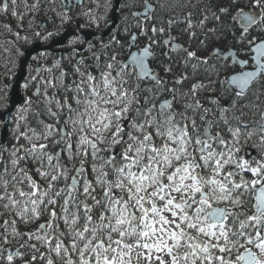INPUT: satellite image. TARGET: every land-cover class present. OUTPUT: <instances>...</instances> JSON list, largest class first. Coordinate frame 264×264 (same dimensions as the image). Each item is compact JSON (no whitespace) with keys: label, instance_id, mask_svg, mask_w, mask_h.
I'll list each match as a JSON object with an SVG mask.
<instances>
[{"label":"snow or ice","instance_id":"snow-or-ice-1","mask_svg":"<svg viewBox=\"0 0 264 264\" xmlns=\"http://www.w3.org/2000/svg\"><path fill=\"white\" fill-rule=\"evenodd\" d=\"M24 6L38 10L39 0ZM109 6L110 0L98 5ZM156 6L144 0L150 25L137 20L138 32L124 29L127 46L147 41L129 53L131 63L121 58L126 44L112 36L100 54L92 53L91 65L76 62L78 79L65 83L68 73L61 71L60 97L54 80L44 82L38 103L47 120L31 98L17 110L15 143L0 147V242L20 243L15 251L0 247V264H264V154L241 155L253 137L264 146V91L255 87L264 84V35L256 43L250 31L260 23L264 33V0H175L159 4L161 14L154 15ZM16 7L11 0L10 15L20 20ZM9 9L2 0L0 12ZM174 29L188 37L187 46L176 42ZM165 33L164 45L184 54L182 70L163 64L159 75L147 61ZM218 34L254 54V70H244L249 58L240 59L241 71L226 77L235 85L227 104L199 95L214 83L210 78L208 85L180 87L189 67L195 74L204 65L217 77L226 70L190 50ZM244 109L259 119L245 123ZM30 112L38 128L30 126Z\"/></svg>","mask_w":264,"mask_h":264},{"label":"flooded vegetation","instance_id":"flooded-vegetation-1","mask_svg":"<svg viewBox=\"0 0 264 264\" xmlns=\"http://www.w3.org/2000/svg\"><path fill=\"white\" fill-rule=\"evenodd\" d=\"M66 3L70 0H64ZM78 0H71V9L68 13L64 11V5L63 0H40L39 6H41V13L37 15V18L40 16L41 21H39V26L42 28V32H39V35H36V37H39L37 40L38 43L34 45H28L27 41L29 39V35H21L19 34V38L15 35H11L9 39V52L11 55V66L10 69L14 72L13 77L10 80H3V88L6 94H8L7 102L5 103V107L3 108V112H0V117L8 110V103L11 98V92H10V84L15 81L19 73H22L23 75V84L21 86V96L23 98V102L20 106L16 107L12 114V123L8 130L6 142L5 144H2L1 142V132L4 129V123H0V147L10 149V134L12 131V127L14 124L13 117L15 116L18 109L25 106L27 100L31 98L33 101L32 106L38 105V101H40V97H37L35 95V92L37 88L40 89L41 95L43 92V89L46 87L45 81L46 80H56L59 81L60 84V76L61 71L67 72L69 75L65 78V80L68 82L69 80H72L73 75V68L76 64V62L80 59H83L85 61V64L91 65L93 63V59H91L87 52L89 51L90 47L89 45H92L93 48L96 50H101L102 45L107 44V40L111 39L112 36H114L116 30L121 25V17L125 14L124 10H127L126 6H138L137 9L140 7V5H144V0H123L120 7L118 9L115 8V0H110V4L113 1V4H111L107 10H111V15L108 18L109 14H105L106 19L104 16L100 17L99 20L95 22V25H100L104 22L105 29L102 33H96L89 30H79L81 27V18L77 15H75V10L79 8H84L85 5H88L89 8L94 11L95 9H98V3H93L95 0H81L80 3L76 2ZM98 1V0H97ZM155 0H153L154 3ZM2 2V0H0ZM9 4L11 5V0H8ZM36 1L33 0L31 2H26L28 5H31L35 3ZM25 5V4H24ZM92 6V7H91ZM25 7V6H24ZM131 7V8H132ZM55 8V10L53 9ZM144 6L142 7V9ZM124 9V10H123ZM142 9L135 10L134 12L141 11ZM156 9V8H155ZM53 10V12H52ZM131 11V10H130ZM60 13H66L71 19H69L68 23L69 25L62 28L60 32H58L56 29L59 27L62 23ZM116 13L118 16V24L117 27L109 34L105 35L106 32L109 30V24L112 20V16ZM128 14V12L126 13ZM36 15V14H35ZM130 15V13H129ZM128 16V15H126ZM129 17V16H128ZM33 18V17H31ZM6 19V14L4 15L3 12H0V23L2 20ZM105 19V21H104ZM34 20V19H31ZM109 20V21H108ZM22 33L26 34V30L21 28ZM47 33V34H46ZM49 33H52L53 35L49 36ZM136 33V32H134ZM29 34V31H28ZM37 34V33H36ZM65 34H71V37L67 41V45L64 48H54L50 51H40L36 55L30 57L28 60L27 53L31 51V49L37 45L40 44L44 48L50 46L55 40L63 37ZM84 34H90L89 40L86 39ZM46 35V37H45ZM24 37H27V39H24ZM41 38V40H40ZM81 39L80 42L76 41V39ZM75 40V41H74ZM85 43L83 47H80L79 45L82 43ZM73 43V44H72ZM146 43H143V41L139 38V44L137 46H132V51L138 50V48H143ZM70 45L72 48H70ZM91 47V48H92ZM100 51V52H101ZM128 57L126 60H128ZM249 58V57H248ZM23 62H25L23 64ZM151 66V65H150ZM152 68V67H151ZM251 64H250V67ZM153 69V68H152ZM154 70V69H153ZM155 71V70H154ZM156 72V71H155ZM95 74V73H94ZM12 76V75H11ZM70 76V77H69ZM74 76V75H73ZM75 77V76H74ZM9 79V78H8ZM75 79H78V77H75ZM53 90L52 88H49L47 91ZM47 92V93H48ZM59 88L56 89L55 94L59 96ZM59 93V94H58ZM54 94L51 93V96ZM43 105L42 103H40ZM4 106V105H3ZM55 110V109H54ZM51 122V121H48ZM33 124L35 125V122L33 120ZM252 151L250 152V154ZM254 153V152H253ZM5 155H7L5 153ZM11 239V238H10ZM18 241H11L10 244L4 245L2 242H0V247L7 248L11 251H15L19 247ZM21 251H24L27 253V248L21 249ZM15 264H20L19 260L17 259L15 261Z\"/></svg>","mask_w":264,"mask_h":264},{"label":"trees","instance_id":"trees-1","mask_svg":"<svg viewBox=\"0 0 264 264\" xmlns=\"http://www.w3.org/2000/svg\"><path fill=\"white\" fill-rule=\"evenodd\" d=\"M193 2H196L193 1ZM204 2H208V0H204ZM247 0H241V3H246ZM25 8V7H24ZM39 11H37L35 14L39 15L41 13V6H39L38 8ZM128 15V14H126ZM125 14L121 17V25L119 26V28L116 30L114 36L117 37V39L121 42L126 44V47L123 49V53H122V59H125L128 57L129 53L132 51V46L129 47L127 46V42H128V34L124 31L125 27L128 28L129 32H138L137 29H135L133 26L137 23V20H139V23L141 24H145V25H150L151 21H142L140 19L134 18L131 15L126 16ZM3 22L0 23V31L1 28L3 29V27H5V25L8 26V23L10 22L8 20V18H6L5 20H2ZM132 26V27H131ZM182 27V26H181ZM23 30H21L20 27H18V30L16 31V33L18 32L21 35H29V39L27 41L28 45H34L36 43H38V41H36V39H38L36 37V34H33L32 32L29 31V34H24L22 33ZM251 35L254 37H257L256 43L259 41V37L261 35H264V33L261 32V25L260 23H258V25L251 29ZM152 33H148L149 36H151ZM12 35V34H10ZM172 35L177 36L178 40L176 42L178 43H182L185 46H187V36H181L179 33V30H173ZM237 35H239V33L237 32ZM40 37V36H39ZM143 43L146 42V40L143 37H139ZM167 38V33H165L164 35H160L157 36L156 39L160 42L159 46L157 47L156 45L153 46V51L156 53L155 58H151L150 60V65L151 67L159 74V75H165L163 73L162 67L161 65L163 64H172L173 65V69L174 72H180L181 69V61L178 58H182L183 57V52H173L171 51V46L170 45H164L163 41ZM200 39H203V37L201 36ZM109 40H107V44H109ZM206 47L203 49H198V45H199V40H196L193 43V49L190 50H197V54L198 56L201 57H206L208 59V64L209 65H220V66H224L227 65L226 70L221 73L218 77L216 75H211L210 73H205L204 71V65H200L198 71L193 74L191 67H189L187 69L188 73H189V80L185 81V83L180 86L182 88V90L187 89L189 87H191V85L193 83H197V82H203L204 84L208 85L209 83V78L214 81L213 84L210 85L209 90L208 91H203L201 90L199 95L202 97H215V96H219L222 99V103L223 104H227L229 101V94L232 93V90L228 87L227 82H226V77L237 72L238 69L235 66H232L230 64V62H225L222 61L220 59L217 58H210L209 54L214 50V49H222V50H229V49H234L237 50V48L242 49L239 52V56L243 59L248 58L251 53H249V49L247 47H244L243 45L237 43L232 35L230 34H225V35H220L218 34L216 37H210L206 42ZM253 46V45H252ZM249 46V47H252ZM112 49H119V45H110L109 47V51H111ZM101 50H96L95 48H90L89 51L87 52V55L93 59L92 53L96 52L97 54H100ZM167 53L168 56L172 57V60L167 59V57H165L162 53ZM13 58H11V55L9 53V55H5L2 53L1 48H0V80H2L3 82V78L8 77V76H13L14 72L10 69L11 64V60ZM103 60V57H102ZM166 79H172L173 77L171 76H166ZM260 86V88L264 91V84H257L255 87ZM60 93V94H59ZM59 96L60 97L62 95L61 92H59ZM42 100V99H41ZM261 100H264V96H261ZM40 106L36 108V110H40L41 112V119H45L47 120V117L43 114V108L44 105H41L39 103ZM206 106H209V104L206 103ZM5 107V105L3 106V108ZM246 115L243 117L245 123H249L252 121H256L259 119L258 114L257 115H253L252 111H249L248 109H244ZM34 122H36V116L34 115L33 117ZM35 125L33 124V127ZM260 146L259 143V138L258 137H253L250 141H248L247 144L242 146V151H241V155L245 152V151H249L251 149H256ZM247 153V152H246Z\"/></svg>","mask_w":264,"mask_h":264},{"label":"rangeland","instance_id":"rangeland-1","mask_svg":"<svg viewBox=\"0 0 264 264\" xmlns=\"http://www.w3.org/2000/svg\"><path fill=\"white\" fill-rule=\"evenodd\" d=\"M33 0H17V7L15 8V11H17V13L19 14V16L21 17L20 20H17L16 17H13L10 15V12L13 10L11 8V5H10V9H9V13L6 14V18H8V20L10 21L8 23V27H3V29L1 28V31H0V48H1V51L3 54L5 55H9V39H10V34H13L15 35L16 34V31L18 30V27L22 28V29H25L26 30V34H28V31L32 32L33 34H36V33H39V32H42V28L39 26V21H41L40 19V16L37 18V15H35V13L39 10H35V11H29L28 9L24 8V4L26 2H31ZM36 1V0H35ZM195 1V0H193ZM39 3H40V0H39ZM93 3H98L100 5H103L105 3V0H95L93 1ZM171 3H175V0H158V4H157V0L154 1V4H156V9H155V14H161V9L160 7L158 6L159 4H163V5H168V4H171ZM111 4H113V1L111 2ZM110 4V5H111ZM89 3L88 5H85L84 8H77L74 12H75V15L79 16L81 18V27L79 30H89L91 29L92 31L96 32V33H102L105 29V24L104 22L100 25H95V22L97 21L95 18L96 17H102L104 16V18L106 19V13L109 14L108 18L110 17L111 15V10H105V8L103 7H100L98 9H95L94 11H92V15L91 17L88 16V15H84V13H87L90 8H89ZM144 5H140V7L137 9L138 6H126V8H128L127 10H124V13L126 15V13L128 12V16H129V13L131 12H134L135 10H139V9H142ZM92 7V6H91ZM132 7V8H131ZM55 10V8H53ZM131 10V11H130ZM53 12V10H52ZM5 15V13H4ZM33 17V18H31ZM31 19H34V20H31ZM104 19V21H105ZM69 20H67L66 22H62L60 25H58L59 27L56 29L58 32H60L62 30L63 27L69 25L68 23ZM109 21V20H108ZM3 22V21H1ZM132 27V26H131ZM130 30V29H129ZM47 34V33H46ZM152 35V34H151ZM46 37V35H45ZM39 39V37H37ZM36 39V41L38 40ZM129 39V38H128ZM41 40V38H40ZM80 38L76 39V41L80 42ZM75 41V40H74ZM147 43V41L145 42ZM73 44V43H72ZM85 43H82L79 45L80 47H83ZM70 48H72V46L70 45ZM69 75V74H68ZM67 75V76H68ZM73 79H75V77L73 75H71ZM13 76H8V77H5L3 78V80H10ZM70 77V76H69ZM9 78V79H8ZM66 78V77H65ZM64 78V82L65 83H71L72 80H69L68 82L65 80ZM55 83H56V89L59 88V81L56 82L55 80ZM257 89H260L261 91H263L260 86H257L256 87ZM49 88H47L48 90ZM45 91V88L43 89V92ZM43 92H42V95L40 97V99H43ZM48 92V91H47ZM54 90H50L48 92V95L51 96V93H53ZM7 99H8V94H6V92L4 91V88H3V84H2V80H0V112H3V105H5V103L7 102ZM254 99V98H253ZM40 105H36V106H32L33 110H36L37 107H39ZM41 108V106H40ZM33 117H34V114L33 113H29L28 114V120H29V124L30 126L33 127ZM34 127H37L38 126L36 125V122H35V126ZM20 130L23 131L24 130V125L23 123H21V127H20ZM16 131V123L14 122L13 124V127H12V131H11V134H10V145L12 147V145L15 143V139H14V133ZM20 143H24L23 140L20 141ZM252 153H251V157L253 158H259L260 155L264 154V146H259L258 148L256 149H251ZM254 152V153H253ZM7 154V153H6ZM243 156H245L246 158L249 157L246 155V151L242 154ZM6 156V155H5ZM133 264H135V261L133 262ZM143 264V262H142Z\"/></svg>","mask_w":264,"mask_h":264},{"label":"water","instance_id":"water-1","mask_svg":"<svg viewBox=\"0 0 264 264\" xmlns=\"http://www.w3.org/2000/svg\"><path fill=\"white\" fill-rule=\"evenodd\" d=\"M76 2L80 3L81 0H78ZM122 2H123V0H115V8L118 9L120 7V5H121ZM63 5H64V11L66 13H68L70 11L71 7H72L71 0L69 2H67V3L63 0ZM146 12H147V9L144 7V9L142 11H138L136 13H139L140 14V16L138 17L139 19L145 21L144 14ZM117 24H118V16L115 13L112 16V20H111V22L109 24V30L106 32L105 35L106 36L109 35L117 27ZM257 24L254 25L253 28L256 27ZM89 35L90 34H84V36L86 37L87 40H89ZM70 37H71V34H65L63 37L55 40L50 46L45 47V48L42 45H40V44L35 45L31 49V51H29L27 53L26 60H28L30 57L36 55L38 52L43 51V50L50 51V50H52L54 48H64V47H66L67 41L69 40ZM259 42H257V43H259ZM216 51H217V49H214L210 53L209 56L211 58H218V59H221L223 61H230V63L233 66L238 67L239 68V71H241V66L237 63V61L240 60V59H242V58L239 55H237L235 57H231V56L227 55V53H229V52H236V50H234V49L224 50L225 55L224 56H221V57H217ZM134 52H137V50H135ZM252 55H254V54L252 53ZM151 58L152 57H149L148 58V61H147L148 64H149V67H151L150 66V60H151ZM250 61L252 62V64L254 63V61H252L251 59H249V65L246 66L244 70H249V71L254 70L253 68H249L250 67ZM128 62L131 63L130 56L128 58ZM24 63L25 62H23V64ZM237 73H234V74H237ZM234 74H232V75H234ZM22 84H23V75H22V73H19L18 76H17V78L15 79V81L10 84L11 98H10V101L8 103V110L2 115V119H3V123H4V129L1 132V142H2V144H5V142H6L7 133H8V130H9L10 126H11V123H12V114H13V111L15 110L16 107L20 106L22 104V102H23V98H22L21 93H20ZM227 84H228V86L232 90L235 89V85H231L228 82V80H227Z\"/></svg>","mask_w":264,"mask_h":264}]
</instances>
